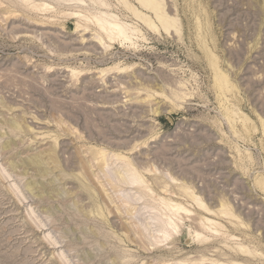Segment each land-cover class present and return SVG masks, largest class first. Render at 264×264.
Here are the masks:
<instances>
[{
    "label": "rangeland",
    "instance_id": "1",
    "mask_svg": "<svg viewBox=\"0 0 264 264\" xmlns=\"http://www.w3.org/2000/svg\"><path fill=\"white\" fill-rule=\"evenodd\" d=\"M158 1L0 0V264H264V0Z\"/></svg>",
    "mask_w": 264,
    "mask_h": 264
},
{
    "label": "bare ground",
    "instance_id": "2",
    "mask_svg": "<svg viewBox=\"0 0 264 264\" xmlns=\"http://www.w3.org/2000/svg\"><path fill=\"white\" fill-rule=\"evenodd\" d=\"M141 7L142 9L148 11L150 14H152L155 19L157 21H159L162 25V28L164 30V32H168L170 29L172 30L173 28H175L176 26L174 25L175 21H167V19L165 18V16H163L162 14V8L163 6L161 5V3L158 0H135ZM46 6V5H45ZM48 7V6H47ZM45 7L44 10H47L49 8ZM133 7H128L127 10H134L132 9ZM18 9V8H17ZM29 11V10H28ZM31 12V11H30ZM132 13L134 14V16H136L137 18H139L140 20L143 21L144 25H146V27L148 28V30L150 29V31L152 32V30H154L155 27H153V23L151 21L148 20L147 17H145L144 15H138L135 12L132 11ZM103 14V13H102ZM102 16H97L96 17V22L99 23L101 21ZM156 21V22H157ZM98 28L100 29L101 33L103 35H105V37L107 39H109V41H113V40H118L120 47H124V45H128V43L130 42L131 38L129 37V35L126 33V30L120 26V25H116L115 21L112 20L111 18L108 19L107 21H103V23L99 24ZM174 30V29H173ZM172 30V31H173ZM177 30V29H175ZM122 45V46H121ZM9 51V50H8ZM11 51V50H10ZM60 59V58H59ZM101 62V61H100ZM117 67V66H116ZM117 70V68H115ZM121 70V69H119ZM118 71V70H117ZM104 74V73H103ZM18 76V75H17ZM16 78V77H15ZM10 79H13L10 78ZM9 78L7 80H5L4 82H2L5 86H11V80ZM216 79L219 82V84H217V88L218 89H224L227 83V78L224 77L223 75H216ZM22 82V81H21ZM20 83V82H19ZM23 83V82H22ZM11 84V85H10ZM52 84V83H51ZM3 85V86H4ZM228 85V84H227ZM14 86V85H13ZM156 86V85H155ZM154 86V87H155ZM36 88V87H35ZM57 88V87H56ZM11 89V87H10ZM49 89V88H48ZM53 89V88H51ZM141 89V88H140ZM2 90V89H1ZM6 90V89H5ZM40 90V89H39ZM145 90V89H144ZM36 91V90H35ZM51 91V90H50ZM22 92V91H21ZM37 92V91H36ZM43 92V91H42ZM17 93V92H16ZM20 93V92H19ZM37 94V93H36ZM45 93L43 92V95ZM46 95V94H45ZM13 96V95H12ZM11 96V97H12ZM150 96V95H149ZM40 97V96H39ZM47 97V96H46ZM41 98V97H40ZM48 98V97H47ZM44 99V98H43ZM51 100V99H48ZM145 102V98L143 99ZM45 101V100H44ZM52 101V100H51ZM55 101V100H54ZM53 101V102H54ZM147 101V100H146ZM150 102V100H148ZM53 102H49L51 104H53ZM147 103V102H146ZM48 104V103H47ZM56 104V103H55ZM78 105V104H77ZM52 106V105H51ZM72 109V108H71ZM19 127V126H18ZM100 154V153H99ZM103 154V152H102ZM54 155V154H53ZM55 159V158H54ZM68 161V160H67ZM128 171L127 169L124 171L126 172ZM126 181H130V183H133L137 180V177L134 175H129L128 177H125ZM264 187V186H263ZM262 187V188H263ZM173 206V205H171ZM198 207L206 210V212H209V210L205 209L204 207H202L200 204H198ZM199 210L200 212L203 210ZM182 210V208H179L178 206L174 205V207L172 209L169 208V213L170 211H172L173 213H175V215H177L176 213H180L179 211ZM185 211V210H184ZM167 213V212H166ZM172 214V213H171ZM188 214V213H187ZM223 214V213H222ZM182 215V214H181ZM259 217V216H258ZM172 225H171V221L168 220L166 223H162L159 229V234L158 236H156L157 238H159L160 240L165 239V237H168V233H169V229ZM198 236V235H197ZM167 239V238H166ZM216 240V239H215ZM206 241V239H201L198 240L196 237H191V242L192 244L199 245V244H203ZM198 247V246H197ZM244 253V252H242ZM238 255V254H237ZM234 256V255H233ZM240 256H243L240 253ZM239 259V258H238ZM205 260V259H204ZM242 264V263H239Z\"/></svg>",
    "mask_w": 264,
    "mask_h": 264
}]
</instances>
